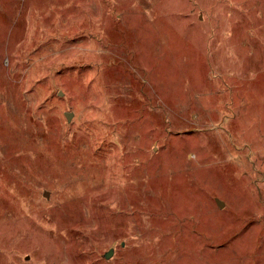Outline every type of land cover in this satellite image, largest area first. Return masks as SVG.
Here are the masks:
<instances>
[{
    "label": "rangeland",
    "instance_id": "1",
    "mask_svg": "<svg viewBox=\"0 0 264 264\" xmlns=\"http://www.w3.org/2000/svg\"><path fill=\"white\" fill-rule=\"evenodd\" d=\"M0 264H264V0H0Z\"/></svg>",
    "mask_w": 264,
    "mask_h": 264
},
{
    "label": "water",
    "instance_id": "2",
    "mask_svg": "<svg viewBox=\"0 0 264 264\" xmlns=\"http://www.w3.org/2000/svg\"><path fill=\"white\" fill-rule=\"evenodd\" d=\"M66 117H67L68 120H70L71 119V113H67ZM218 204H219L220 207H224V205H225L224 202H222L220 200L218 201ZM113 253H114V249H110V251L105 254V257L107 259H109V258H111L113 256Z\"/></svg>",
    "mask_w": 264,
    "mask_h": 264
}]
</instances>
